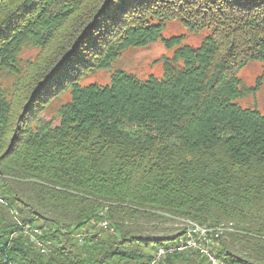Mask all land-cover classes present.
Here are the masks:
<instances>
[{"label":"trees","instance_id":"1","mask_svg":"<svg viewBox=\"0 0 264 264\" xmlns=\"http://www.w3.org/2000/svg\"><path fill=\"white\" fill-rule=\"evenodd\" d=\"M167 20L211 33L161 79L80 85L128 48L178 45ZM249 62L264 0H0V264H209L176 249L181 220L224 228L222 263L264 264V115L234 103Z\"/></svg>","mask_w":264,"mask_h":264},{"label":"rangeland","instance_id":"2","mask_svg":"<svg viewBox=\"0 0 264 264\" xmlns=\"http://www.w3.org/2000/svg\"><path fill=\"white\" fill-rule=\"evenodd\" d=\"M210 33V28L189 32L178 20H167L164 22L161 38L169 39L172 37H180L178 45L166 47L161 42V39H159L143 47L128 48L121 52L108 67L84 76L80 80V85L96 84L99 86H108L111 83L112 74L117 71L133 74L143 80L149 77L161 79L164 74L163 63L173 58L176 48L182 46L198 48ZM37 53L35 49L23 50L19 55L20 66L25 61L34 58ZM178 64L182 66L180 62ZM237 76L242 86L245 89H250V91L236 99L234 103L241 108L256 110L264 115V65L260 62H249L238 72ZM14 82L11 77H6L0 71V84L3 88L11 87ZM68 100V92H64L59 97L54 98L43 110L42 116L46 119H56L58 107Z\"/></svg>","mask_w":264,"mask_h":264},{"label":"bare ground","instance_id":"3","mask_svg":"<svg viewBox=\"0 0 264 264\" xmlns=\"http://www.w3.org/2000/svg\"><path fill=\"white\" fill-rule=\"evenodd\" d=\"M181 222H182V225L185 227V232L183 236H181L178 240H183L184 238L187 237V235L190 237L198 238V239H205V234H206V237L211 238V240L209 241V246H207V242H200V248L196 246H184V249H191V250L197 251L198 253H200L202 256H204L207 259V262L209 264H212V259L216 261L217 263L224 264L221 261H219L214 256V253L211 251V246L214 245L215 241H217L216 239L222 233L224 228L222 227L211 228V227H207L205 225L199 224V231H198L195 227L197 222H194L191 220H181ZM202 249H206L207 256H205V253L202 251ZM163 251L165 250L161 249L158 252H163Z\"/></svg>","mask_w":264,"mask_h":264},{"label":"built area","instance_id":"4","mask_svg":"<svg viewBox=\"0 0 264 264\" xmlns=\"http://www.w3.org/2000/svg\"><path fill=\"white\" fill-rule=\"evenodd\" d=\"M0 203L3 204L4 201L3 199L0 197ZM98 227H101V228H104V229H108V223L107 222H100L98 224ZM196 229L199 231V224L197 223L195 225ZM26 232H29L25 229V234ZM34 233H36V230H34ZM211 240V238L209 237H206V234H205V239H198V238H195V237H190L187 235L186 238H184L183 240H178V247L176 248L177 250H183L184 249V246H196V247H199L200 248V242H207V246H209V241ZM33 241L35 242L36 246L39 247V248H43V245L38 242V240H36L35 238H33ZM171 251V250H170ZM202 251L205 253V256L206 255V249H202ZM165 251L163 252H157L156 255H155V258L154 260L157 261L159 260L163 254H164ZM212 259V257H211ZM212 264H220V263H217L216 261H214L212 259Z\"/></svg>","mask_w":264,"mask_h":264}]
</instances>
